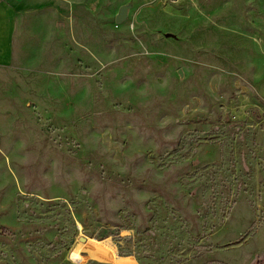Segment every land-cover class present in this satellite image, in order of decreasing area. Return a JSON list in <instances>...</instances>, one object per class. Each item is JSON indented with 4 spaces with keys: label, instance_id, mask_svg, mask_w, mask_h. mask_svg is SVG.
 <instances>
[{
    "label": "rangeland",
    "instance_id": "obj_1",
    "mask_svg": "<svg viewBox=\"0 0 264 264\" xmlns=\"http://www.w3.org/2000/svg\"><path fill=\"white\" fill-rule=\"evenodd\" d=\"M6 1L0 264H264V0Z\"/></svg>",
    "mask_w": 264,
    "mask_h": 264
},
{
    "label": "crops",
    "instance_id": "obj_2",
    "mask_svg": "<svg viewBox=\"0 0 264 264\" xmlns=\"http://www.w3.org/2000/svg\"><path fill=\"white\" fill-rule=\"evenodd\" d=\"M13 2H20L22 0H11ZM10 8V3L6 0H0V52L5 47H7V43L9 42V28L8 22L6 24L3 22L4 11ZM2 24V25H1Z\"/></svg>",
    "mask_w": 264,
    "mask_h": 264
},
{
    "label": "bare ground",
    "instance_id": "obj_3",
    "mask_svg": "<svg viewBox=\"0 0 264 264\" xmlns=\"http://www.w3.org/2000/svg\"><path fill=\"white\" fill-rule=\"evenodd\" d=\"M108 248L109 250H111V252H115L114 248H113V245L110 241H102L100 242L97 246L94 245V248ZM113 263L114 264H131V262H125V261H114L113 260Z\"/></svg>",
    "mask_w": 264,
    "mask_h": 264
},
{
    "label": "water",
    "instance_id": "obj_4",
    "mask_svg": "<svg viewBox=\"0 0 264 264\" xmlns=\"http://www.w3.org/2000/svg\"><path fill=\"white\" fill-rule=\"evenodd\" d=\"M124 18H125V12H124V10L122 9V10L120 11L119 16H118L117 19H116V22L119 23V22H121Z\"/></svg>",
    "mask_w": 264,
    "mask_h": 264
},
{
    "label": "trees",
    "instance_id": "obj_5",
    "mask_svg": "<svg viewBox=\"0 0 264 264\" xmlns=\"http://www.w3.org/2000/svg\"><path fill=\"white\" fill-rule=\"evenodd\" d=\"M39 1H52L53 3H57L58 2L57 0H32L30 2V4L33 5V4H35V3L39 2ZM26 2H29V1L26 0Z\"/></svg>",
    "mask_w": 264,
    "mask_h": 264
}]
</instances>
